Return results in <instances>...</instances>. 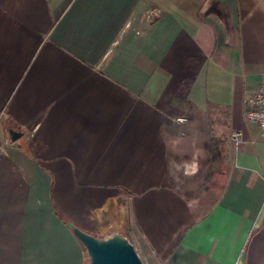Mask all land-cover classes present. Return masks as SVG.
Returning <instances> with one entry per match:
<instances>
[{
    "label": "crops",
    "instance_id": "0c3cea01",
    "mask_svg": "<svg viewBox=\"0 0 264 264\" xmlns=\"http://www.w3.org/2000/svg\"><path fill=\"white\" fill-rule=\"evenodd\" d=\"M212 1L0 0V264H264V0Z\"/></svg>",
    "mask_w": 264,
    "mask_h": 264
},
{
    "label": "water",
    "instance_id": "95a60500",
    "mask_svg": "<svg viewBox=\"0 0 264 264\" xmlns=\"http://www.w3.org/2000/svg\"><path fill=\"white\" fill-rule=\"evenodd\" d=\"M22 135L18 130H10L12 141ZM75 235L85 246L90 264H144L134 245L126 238L114 235L108 239H99L78 229L75 230Z\"/></svg>",
    "mask_w": 264,
    "mask_h": 264
},
{
    "label": "built area",
    "instance_id": "2783aa9c",
    "mask_svg": "<svg viewBox=\"0 0 264 264\" xmlns=\"http://www.w3.org/2000/svg\"><path fill=\"white\" fill-rule=\"evenodd\" d=\"M246 117L264 129V84L247 97ZM241 137L242 133L240 131H234L232 133V139L235 143H239Z\"/></svg>",
    "mask_w": 264,
    "mask_h": 264
},
{
    "label": "rangeland",
    "instance_id": "374dc122",
    "mask_svg": "<svg viewBox=\"0 0 264 264\" xmlns=\"http://www.w3.org/2000/svg\"><path fill=\"white\" fill-rule=\"evenodd\" d=\"M209 121L208 120H203V119H200L199 120V127L201 128L202 131H206L207 129H209V127L207 128V125ZM222 138L221 137H210L208 139V144L211 143L213 145L215 144H220V141ZM211 171V167L210 165H208L206 168H204L202 174H200L198 177H195V178H189L187 180L184 181L183 183V187L184 188H191L193 187V190L194 188H202L203 185H202V181L204 178H206L208 176V173ZM134 247L136 248L139 256L141 257V259L143 260L144 264H158L157 262H154L149 256L148 254L146 253L145 249L143 248V246L137 242L134 241ZM89 257V256H88ZM90 259V258H89ZM88 263H89V260H88Z\"/></svg>",
    "mask_w": 264,
    "mask_h": 264
},
{
    "label": "trees",
    "instance_id": "16d2710c",
    "mask_svg": "<svg viewBox=\"0 0 264 264\" xmlns=\"http://www.w3.org/2000/svg\"><path fill=\"white\" fill-rule=\"evenodd\" d=\"M219 6H220L219 2L217 0H214L211 2L208 11H210V12L214 11V12L218 13L224 20H227V15L219 9ZM206 147L209 150V144H207Z\"/></svg>",
    "mask_w": 264,
    "mask_h": 264
}]
</instances>
